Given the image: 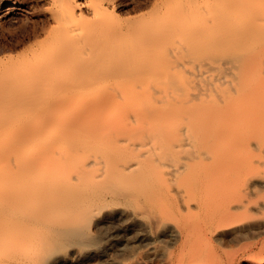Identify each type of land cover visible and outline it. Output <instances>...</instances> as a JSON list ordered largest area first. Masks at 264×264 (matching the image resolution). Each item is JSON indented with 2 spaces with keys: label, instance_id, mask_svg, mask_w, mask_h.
<instances>
[{
  "label": "bare ground",
  "instance_id": "obj_1",
  "mask_svg": "<svg viewBox=\"0 0 264 264\" xmlns=\"http://www.w3.org/2000/svg\"><path fill=\"white\" fill-rule=\"evenodd\" d=\"M105 1L0 0L8 24L47 7L0 58V264H90L140 233L175 238L178 200L225 223L231 157L254 150L247 168L264 167V0H165L137 24ZM252 171L235 210L263 212ZM233 223L211 238L255 227Z\"/></svg>",
  "mask_w": 264,
  "mask_h": 264
},
{
  "label": "rangeland",
  "instance_id": "obj_2",
  "mask_svg": "<svg viewBox=\"0 0 264 264\" xmlns=\"http://www.w3.org/2000/svg\"><path fill=\"white\" fill-rule=\"evenodd\" d=\"M103 1H105V0H103ZM115 1L117 3L119 1L120 2L123 1L121 3V7L118 6L116 8L115 13L118 14V15L117 14L116 15L119 16V18L120 17L123 18V19H121L122 21L127 20V19H133L135 17L133 20L135 21L137 19L136 20L137 22H135L137 24V23H140L141 18H142V21L144 20L143 18H145V16L148 14L147 12H150V10H152L153 6L158 7L161 5L160 2L164 3L163 1H165V0H161V1L160 0H119V1L115 0ZM155 2L158 3V6H156L157 3H155ZM105 3H106V1H105ZM163 5H161V6H163ZM5 7H6L5 3L0 4V15H1L0 16V54H1L0 58H2V56L4 54H9V53L11 54L12 53L10 51H8L9 53H2L4 50H11V48L13 50V47L15 45L19 44V42H21V41L23 43H27L28 41L25 42V40H28L27 38H29L30 36L32 37V35H34V30H36L38 28L41 29L43 27V26H41V24L42 25L45 24L43 15H44V11L47 8L44 5H43L42 9H41V5L37 6L36 7L37 10L40 8L39 10H42L41 12L34 9V10H32L34 12L33 14H26V16L24 15L25 18H24V16L17 17V21H16L17 23L11 22V24H8L9 22H6L4 20L5 17H4L3 12H4ZM43 8H44V11H43ZM35 12L39 13V16H38V14L36 15ZM142 14L144 15V17L142 16ZM2 15H3V17H2ZM37 16L40 18H37ZM129 17H133V18H129ZM19 18H21V20H19ZM31 19H32V21H31ZM41 19L43 21H41ZM22 20H23V22L26 21V25H25V23L24 24L22 23L23 26L25 25L24 28L22 27V24L20 22ZM39 20L43 23H41ZM29 22H31L32 25H33V22H35L34 23L35 26L34 25L33 26L34 27L37 26V27L33 29V26ZM36 23H38L39 25H37ZM44 26L46 27V25H44ZM44 28H42L41 30H43ZM32 29H33V33H30V32H32ZM40 29L36 30L35 32H37V31L40 32ZM27 35H29V36H27ZM22 38L24 39V41ZM20 39H21V41H20ZM17 41H18V43H16ZM19 46H22V45L19 44L18 47ZM5 47L6 48L11 47V48L5 49ZM18 47L15 46V48H18ZM19 48H23V46L19 47ZM13 54H16V53H13ZM253 151L250 153L249 150H247V151L243 150L244 154L241 157L236 156V155H235V157L234 156L231 157L232 158L231 159V166H229L231 168L229 169V167H228L227 169L224 170L227 174L224 171L222 172V174L224 173V176L228 175V177H230L229 179H228V177L226 179L229 182L228 185H229V189H230L229 191L230 192L228 191L229 193L227 194L225 205L226 206L228 205V208L230 207L231 209H233V210H231V212L233 213L231 215H233V216H231V219L226 220L225 223L232 224L234 222L233 224H236V223L240 224V225L243 224V226L252 224V226L254 225L255 227H253L252 230H250L251 232L247 231V232L235 235L233 238V235H231L230 232H228V231L225 232L226 230L223 231V229H222L219 231V233H221V235L219 234V236L217 237L218 239L216 237L211 238L212 235H210V234H212L213 231L218 229L217 226L218 225H224L225 223L221 222V224H220L219 223L220 221L219 222H213V223L211 221H209L207 223L206 221H208V220L205 217H201V215H198V212H197L198 209L193 210L194 214H191L188 211L183 210L185 208L182 206L183 204L180 203V201L178 200L175 203V205L177 207L175 205H173L174 209L173 208H171L172 210L168 209V211H170V212L166 213V215L168 214L167 218L169 219V222H172L171 225L173 227L177 228L180 225L182 226V227L180 226L179 229L177 228L181 232L180 234L178 233L177 237L172 238L170 236L167 237L164 235L163 236L157 235V236H155V238L157 237L158 239L157 238L155 239L154 237H153V239H151L149 234H146V233L141 234L140 233V237L136 238L137 240L133 239L134 244H132L133 249H131V251L126 252V250L122 251L120 249H117V251L116 250L115 251L114 250H108L106 252H103L100 255L101 258L98 257L97 259L91 261L90 264H92V263L93 264H264V228H263L264 227V209H262L263 212L261 210L258 212H255L254 210H253V212H247L245 210L246 211L245 212L243 209L235 210V205L237 206L236 202H238V199L240 200L241 196H242V193L240 194L242 187H240V186H243V183H241V182L244 181V177L246 175L248 176L249 174H251V171H252V169L250 167L247 168L248 165H246V163L248 164V160H249L248 158H255L257 156V154L258 155L260 154L259 152H256V151L253 152ZM243 161H244V163H242ZM227 170H228V172H227ZM242 171H243V173H242ZM257 171L258 172H256V168H255V169H253L252 172H253V174L255 172L256 174L259 173L260 175H264V167L263 166L258 167ZM228 173H231L234 178L232 177V175H230ZM244 173H245V175H244ZM240 174L242 176L244 175V177H242ZM232 179H236V180H232ZM239 179H240V181H239ZM238 183H240V184H238ZM258 188H259L258 191L255 192L254 196L252 197L253 202H257V203L258 202L259 203L264 202L263 201L264 200V189H263L264 187H258ZM258 192H260V194ZM258 194H259V200H258V196H257ZM232 195H233V197H232ZM179 203L182 205L180 206ZM230 203H231V205H230ZM181 207H182V209H181ZM179 211L181 213H179ZM194 211H196V212H194ZM237 211L240 215L237 213ZM241 212H242V214H241ZM246 214H248L249 216ZM171 216H172V218L170 219ZM236 216H238V217H236ZM241 216H242V218H241ZM245 217H246V219H245ZM250 217H252L253 219ZM202 218H204V219H202ZM237 218H239V219H237ZM247 218H249V219H247ZM172 219H174V220H172ZM193 220H196V224ZM173 221L177 222V224H175L177 227L174 225ZM189 223H191V224H189ZM197 223L198 224L202 223L201 224L202 226L197 225ZM259 223H261V224H259ZM184 226H186V227H184ZM196 226H198V227H196ZM195 228H196V230L199 231V233H198V231L195 230ZM185 229H188V230L185 231ZM200 229H202V231ZM205 229H207V231ZM190 231H191V233L193 232V234H190ZM184 232H188L189 234L185 233L188 236L185 235ZM111 234L112 235L117 234L118 238H120V241L123 240L122 241L123 244L126 241V239H124V237L121 234H118V232L117 233H111ZM108 235H109V233H108ZM144 235H148V237H146ZM189 235L191 236V238ZM220 236H222V237L220 238ZM170 239L172 241H170ZM177 239H178V241H177ZM155 240H157V241H155ZM174 240H175V242H174ZM140 241H142V242H140ZM109 251H110V253H109ZM130 252L132 253V255ZM108 255H110V256L108 257ZM97 262H99V263H97Z\"/></svg>",
  "mask_w": 264,
  "mask_h": 264
}]
</instances>
